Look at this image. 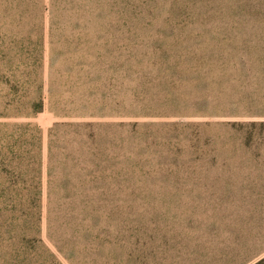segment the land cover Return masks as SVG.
I'll list each match as a JSON object with an SVG mask.
<instances>
[{"label":"rangeland","instance_id":"rangeland-1","mask_svg":"<svg viewBox=\"0 0 264 264\" xmlns=\"http://www.w3.org/2000/svg\"><path fill=\"white\" fill-rule=\"evenodd\" d=\"M264 258V0H0V264Z\"/></svg>","mask_w":264,"mask_h":264},{"label":"trees","instance_id":"trees-1","mask_svg":"<svg viewBox=\"0 0 264 264\" xmlns=\"http://www.w3.org/2000/svg\"><path fill=\"white\" fill-rule=\"evenodd\" d=\"M255 264H264V258Z\"/></svg>","mask_w":264,"mask_h":264}]
</instances>
